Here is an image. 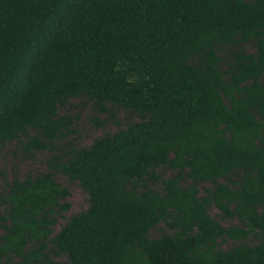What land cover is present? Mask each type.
<instances>
[{
  "label": "trees",
  "instance_id": "obj_1",
  "mask_svg": "<svg viewBox=\"0 0 264 264\" xmlns=\"http://www.w3.org/2000/svg\"><path fill=\"white\" fill-rule=\"evenodd\" d=\"M71 99L124 120L63 149ZM11 142L50 154L2 177L0 264H264V0H0Z\"/></svg>",
  "mask_w": 264,
  "mask_h": 264
},
{
  "label": "rangeland",
  "instance_id": "obj_2",
  "mask_svg": "<svg viewBox=\"0 0 264 264\" xmlns=\"http://www.w3.org/2000/svg\"><path fill=\"white\" fill-rule=\"evenodd\" d=\"M62 113L70 114L71 121L68 128L64 130L66 136L60 139L58 144L65 149L67 142L71 141L77 146H86L92 142V140L102 134L104 131H113L117 128V122L124 120L125 113L114 112L113 116L100 115L94 113L92 104L88 100L71 99L66 105L65 109H62ZM130 116L129 114H127ZM132 118H136L132 115ZM103 121L107 123L104 124ZM59 153V152H56ZM48 150L33 151L32 153H23L15 147V143H7L5 148L0 151V186L2 185V177H12L14 174L21 177L26 173L34 174L36 172L45 171L47 169L46 159L49 156ZM161 170H158V172ZM166 175L170 171H165ZM56 179L66 185L69 189V196L67 201L70 202V208L68 211L63 212L58 216L57 230L60 225L67 219V217L76 211H79L87 206V194L81 189L76 181H69L64 175L57 173ZM204 187H211V183H203ZM156 188L160 187V184L155 185ZM209 212L212 216H217V219L222 224H237L238 221L234 219H221L218 217L219 211L215 207H211ZM157 230H152L150 235H156ZM223 248L231 244L230 240L220 242Z\"/></svg>",
  "mask_w": 264,
  "mask_h": 264
}]
</instances>
